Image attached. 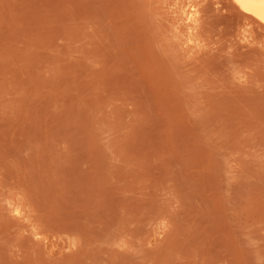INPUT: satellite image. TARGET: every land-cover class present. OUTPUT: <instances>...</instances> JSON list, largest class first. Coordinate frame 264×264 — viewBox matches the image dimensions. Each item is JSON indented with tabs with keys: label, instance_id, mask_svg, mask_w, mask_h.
I'll return each instance as SVG.
<instances>
[{
	"label": "rangeland",
	"instance_id": "rangeland-1",
	"mask_svg": "<svg viewBox=\"0 0 264 264\" xmlns=\"http://www.w3.org/2000/svg\"><path fill=\"white\" fill-rule=\"evenodd\" d=\"M194 4L0 0V264H264V25Z\"/></svg>",
	"mask_w": 264,
	"mask_h": 264
},
{
	"label": "bare ground",
	"instance_id": "bare-ground-1",
	"mask_svg": "<svg viewBox=\"0 0 264 264\" xmlns=\"http://www.w3.org/2000/svg\"><path fill=\"white\" fill-rule=\"evenodd\" d=\"M166 1V0H165ZM170 1V0H169ZM178 2V1H177ZM191 2V6H193V8H188L185 9L182 12V20L185 21V23L189 26V27H194L198 24L199 22V9L196 7L195 0H190ZM199 2V1H198ZM232 2L234 3V6H236L240 12L242 11L243 13H245L248 17L250 16L253 19L251 20H255L257 22H259L260 24L264 25V0H232ZM168 2H166L167 4ZM170 3V2H169ZM173 3V2H172ZM186 4V3H185ZM184 5V4H183ZM203 5V4H201ZM185 6V5H184ZM190 6V7H191ZM202 7V6H201ZM180 8V7H179ZM203 9V7H202ZM237 9V10H238ZM181 11V10H180ZM177 12V11H176ZM174 13V12H173ZM178 16V15H177ZM174 17V16H173ZM248 19V18H246ZM181 21V20H180ZM254 21V22H255ZM182 22V21H181ZM249 22V21H248ZM252 22V21H251ZM178 25L177 21L174 22ZM256 23V22H255ZM259 24V25H260ZM185 25V24H183ZM254 25V24H253ZM257 25V24H256ZM176 26V25H175ZM261 26V25H260ZM198 27V26H197ZM253 27V26H252ZM256 26H254L255 28ZM180 28V27H179ZM195 28V27H194ZM264 28V27H263ZM260 30V29H259ZM264 31V29H263ZM180 33H178L179 35ZM181 38V37H180ZM193 36L192 33L190 34V36L188 37V41H192ZM193 46V45H192ZM200 49V48H199ZM23 207L21 208L19 205H14L13 206V210L15 211L16 214L18 215H22L23 211H22ZM24 216V215H23ZM21 218V217H20Z\"/></svg>",
	"mask_w": 264,
	"mask_h": 264
}]
</instances>
